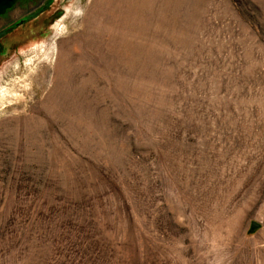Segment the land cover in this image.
I'll use <instances>...</instances> for the list:
<instances>
[{"label": "rangeland", "instance_id": "obj_1", "mask_svg": "<svg viewBox=\"0 0 264 264\" xmlns=\"http://www.w3.org/2000/svg\"><path fill=\"white\" fill-rule=\"evenodd\" d=\"M0 264H264V0H0Z\"/></svg>", "mask_w": 264, "mask_h": 264}, {"label": "water", "instance_id": "obj_2", "mask_svg": "<svg viewBox=\"0 0 264 264\" xmlns=\"http://www.w3.org/2000/svg\"><path fill=\"white\" fill-rule=\"evenodd\" d=\"M258 226H259L258 223L252 221V222L250 223L249 229H250V230H254V229L258 228Z\"/></svg>", "mask_w": 264, "mask_h": 264}]
</instances>
